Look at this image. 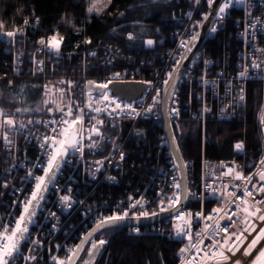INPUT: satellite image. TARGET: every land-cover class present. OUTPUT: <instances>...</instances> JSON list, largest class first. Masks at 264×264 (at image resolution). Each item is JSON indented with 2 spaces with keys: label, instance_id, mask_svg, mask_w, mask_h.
Returning a JSON list of instances; mask_svg holds the SVG:
<instances>
[{
  "label": "built area",
  "instance_id": "obj_1",
  "mask_svg": "<svg viewBox=\"0 0 264 264\" xmlns=\"http://www.w3.org/2000/svg\"><path fill=\"white\" fill-rule=\"evenodd\" d=\"M88 1L87 7L90 6V0ZM100 1L102 0H98ZM183 2L184 4L177 5L170 11L169 27L164 34L154 38L126 32L122 36L123 44L92 41L83 33L82 19L75 23L71 19L60 17L54 24L42 27L35 18L24 17L10 28L0 31V82L6 86H11L15 81L37 82L42 90L45 106L43 115L8 114L18 123L22 121L26 125L24 129L9 133L10 145L4 142L0 133V222L14 223L21 214L24 201L30 197L35 187V180L28 175L29 172L35 176L43 175L42 167L47 157L40 147V138L48 135L53 125L49 124L46 128L42 122L59 119L60 113L55 111L57 106L65 110L69 102L73 108L76 105L84 106L88 102L90 91L86 89V82L91 81L95 85L108 81L143 83L141 93L131 100L113 94L109 85L107 89L111 96L117 97L123 104L131 105L141 115L126 117L114 113L109 117L106 113L97 114L85 109V127L91 126L89 116H97L104 120L100 128L103 136L94 137L98 144L89 148L87 145L90 141L86 134L83 153L70 155L68 162L48 186L33 217V223L29 225V237L21 242V256L17 258L16 264H56L53 257L66 259L69 249L74 248L88 228L102 217L122 213L134 200L141 198L145 201L143 208L138 206L131 209L129 216L139 211H159L158 202L161 198L177 191L172 186L173 177L177 179V175L161 128L160 103L152 113L143 112L152 104L157 91L160 93L157 98L161 101L164 81L184 50L180 47L181 41L188 40L194 34L208 5L207 0H200L199 4L196 0ZM220 3L222 0L218 5ZM218 5L208 28L209 35L205 39H218L222 42V49L218 53H210L204 46V40L176 80L167 109L170 123L180 122L186 130L196 129L202 138L205 126L210 121L245 119L248 82L256 81L264 89V70L249 67L247 77L241 78L239 75L252 59L264 60V52L258 51L264 49V0L235 3L226 10L223 19L216 15ZM256 18H259V22ZM25 19L28 24L24 23ZM250 24H255L256 27L250 28ZM213 27L216 28L214 32L211 31ZM18 28H22L23 32L17 33L14 38L3 35L5 31ZM245 29H248L247 34ZM129 34L134 38L129 39ZM53 35L57 36V41L63 37L58 53L47 47L48 38ZM41 38L45 40V45L39 43ZM86 40L91 43H85ZM148 40L154 41L153 45H147ZM136 41L140 43L134 44ZM91 94L93 97L98 95L93 91ZM241 95L243 100L240 99ZM45 101L49 103L46 104ZM48 108H52L53 112H49ZM172 108H176L179 115L170 113ZM262 113L264 102L256 114V129L262 146L260 159L248 158L241 163L236 156L243 153L236 151L235 147L232 157L212 159L201 156L197 171H194L190 160L183 159V163L187 165V188L191 193L182 207L185 213L203 212L204 215L212 214L218 219L212 210L222 207V201L219 193L212 194V187L222 189L226 183H242L230 177L217 179L226 170L221 165L232 166L244 176L258 171L259 162L264 159V124L260 122ZM29 120L34 123L28 124ZM36 121L41 123H35ZM121 153L123 159L120 158ZM97 161L102 163L98 164ZM233 190L231 187L228 189ZM64 195L71 196V207L61 202L60 198ZM237 195L241 193L237 192ZM263 206L260 205L261 208ZM239 215L245 214L241 212ZM233 219L240 228L244 227L237 217ZM175 223L173 213L156 223L132 225L126 227V230L130 234L155 233L179 241L176 264H181L179 250L188 244V240L175 235ZM220 223L223 226L228 221ZM204 224V220L193 218V233L201 231ZM135 229L139 231L136 232ZM236 230L235 227L231 229ZM33 239L39 240V245H33ZM92 239L106 241L104 235ZM207 243L210 241L205 240V244ZM90 246L91 242L84 248L82 256L88 253ZM29 248H34L35 251L29 253ZM193 254L194 250L186 255ZM27 255H35L36 260L25 261L22 257ZM209 264L215 262L210 261Z\"/></svg>",
  "mask_w": 264,
  "mask_h": 264
},
{
  "label": "snow or ice",
  "instance_id": "obj_2",
  "mask_svg": "<svg viewBox=\"0 0 264 264\" xmlns=\"http://www.w3.org/2000/svg\"><path fill=\"white\" fill-rule=\"evenodd\" d=\"M97 2L98 0H90V6L87 8L88 13L100 11V9L96 8ZM108 3H111V0H108ZM196 3L199 4L200 0H196ZM214 3H216V0H207L209 8H212ZM235 3L243 4L244 0H222V3L218 5L216 15L220 19H223L226 10ZM207 19L208 15L206 14L204 20ZM256 19L257 22H259V18ZM24 23L28 24V20L25 19ZM249 27L255 28L256 25L250 24ZM0 29H3V24H0ZM211 31H216V28L213 27ZM247 31L248 29H245V34H247ZM22 32L23 29L18 28L14 31H5L3 35L14 38L17 33ZM198 36L199 33H196L188 40L181 41L180 47L190 52L191 47L189 45L194 44ZM128 38L133 39L134 37L129 34ZM62 40L63 37H60V40L57 41V36L53 35L48 38L47 47L58 53ZM39 43L45 45V40L41 38ZM85 43H91V41L86 40ZM146 43L151 46L154 41L148 40ZM258 51L264 52V49H258ZM92 55H95V53H92ZM185 59H187L186 53L176 60L173 71L168 73V79L164 81L165 85L174 86V77L176 73L179 72L181 63ZM258 60L259 58L252 59L249 65H245L244 70L239 73L240 77H247L249 67L254 70H264V60H259V62ZM118 77L119 73L116 74V78ZM110 83H112V81L95 85L94 82L90 81V85H94L99 89V94L97 96L93 97L91 91H89L88 102L84 106L76 105V107L73 108L71 102L67 105V110L57 106L55 111L60 113L59 119L42 122L46 128L49 124L53 125V127L49 129V134L40 138V147L44 150L47 157L45 165L42 167L43 175L35 176L33 173L29 172L28 175L35 180V187L30 197L24 201L21 214L14 220V223L0 222V264H16L17 258L21 256V242L27 240L29 237V225L33 223V217L36 215V210L39 207L40 201L44 199V193L48 190V186L53 183L62 166L68 162V157L74 153H83L85 147L83 140L85 139V135L87 134L86 138L90 141L87 145L89 148L96 147L98 144V141L95 140L94 137L103 136L100 128L103 126L104 120L99 119L97 116H89L91 126L85 127V109L97 114L106 113L109 117L113 116L114 113L117 115L123 114L126 117L142 114L136 112V109L131 105L123 104L117 97L111 96L107 91ZM60 91L63 93V90ZM159 95L160 93L157 91L156 96L152 98V104L144 109L143 114L152 113L155 106L161 103L157 98ZM240 99H244L243 95H241ZM45 103L47 104L49 101H45ZM52 103H55V101H52ZM173 103H175L174 100ZM99 105H103V107ZM16 111H28V109L18 108ZM48 111L53 112V109L48 108ZM169 111L170 113L179 115L176 108H172ZM0 117H3L2 121H0V133H2L4 142L10 145L11 140L9 138V133L24 129L26 125L22 121L18 123L15 119L10 118L3 110H0ZM260 122L264 124V113L260 116ZM32 123H34V121H28V124ZM35 123L41 122L36 121ZM174 139L173 137V140ZM234 147L235 150L239 152L244 149V144L243 142H238ZM120 158H124L123 153H121ZM177 159H179V157H177ZM97 163L100 164L102 162L97 161ZM186 167V164L177 165V168L181 172H183V169ZM221 167L226 170L222 171L217 179L230 177L232 180L241 181L242 183H226L223 185L222 189L212 187V194L216 195L219 193L222 201V207L212 210L213 213L217 214L218 219L212 214L204 215L203 212L195 214L185 213L180 207L181 201L182 199L186 200L191 193L188 192L186 184L182 185L180 180L173 177L172 186L177 191H174L171 196L161 198L158 202L159 212L153 211L149 213L145 210L134 212L132 216L129 217L131 209L137 208L138 206L142 209L145 203L143 198L134 200L130 207L122 213H114L111 216L99 219L92 230L81 240V243L69 249V255L66 259L53 257V260L56 261V264H76V260L79 259V253L84 251L83 245L89 242H91V246L87 250L88 256L90 258L94 257V255L99 252L100 247L107 243L104 239H100L99 241L93 240L92 238L96 232L103 229H112L118 226L121 221L128 218L139 220L141 217L148 218L150 216H157L161 212L171 211L175 214L176 223L173 225L175 235L188 240V244L179 250L181 264H209L210 261H214L215 264H228L229 261H232V264H242L240 259L234 261L232 259L240 252L241 248H243V257L248 258L243 264H264V243H262V241H264V226H261L264 225V208L260 207V205H264V159L259 162L258 171L248 176H244L241 171L232 166L221 165ZM181 179L186 180V176L182 175ZM254 180L255 182H253ZM229 187L234 190L228 191ZM237 192H240L241 195H237ZM258 196L261 198L257 199ZM60 199L65 206L71 207L70 195H64ZM129 199L131 200L132 198L130 197ZM165 199L167 203H165ZM241 212L245 215L240 216L239 214ZM221 213H223V215H221ZM233 217H237L240 224L244 225V227L240 228ZM193 218L205 221L201 231L193 233ZM225 220L228 221V223L221 226L220 222ZM209 221L212 223H208ZM255 221H259L260 224L255 223ZM233 227L237 230L231 231ZM135 231L138 232L139 229H135ZM253 233H255V235H253ZM205 240L210 241V243L205 244ZM31 243L33 245H39L40 241L33 239ZM193 250V255H186L187 253L193 252ZM34 251V248L28 249L29 253ZM22 258L25 261L36 260L35 255H27ZM83 264H91V261H84Z\"/></svg>",
  "mask_w": 264,
  "mask_h": 264
},
{
  "label": "trees",
  "instance_id": "obj_3",
  "mask_svg": "<svg viewBox=\"0 0 264 264\" xmlns=\"http://www.w3.org/2000/svg\"><path fill=\"white\" fill-rule=\"evenodd\" d=\"M88 0H0V24L10 28L24 17L35 18L40 26H49L60 17L77 22L84 21L83 33L92 41L103 40L123 44L126 32L136 36L157 38L169 27L172 8L184 4L183 0H102L96 3L100 11L88 13ZM100 5L99 7H97ZM38 18V19H37ZM136 41L134 44H139ZM210 53H218L222 42L207 39L204 44ZM21 87L25 101L43 97L42 90L35 81H15L6 86L0 82V106L10 112L24 116L43 115L44 106L36 114L18 113L9 95ZM42 95V96H41ZM264 102V89L256 81L246 85V117L242 121H210L206 124L203 138L196 129H187L178 122L176 137L181 156L190 160L197 171L201 156L218 159L232 157L234 146L243 142L244 149L236 158L239 162L260 159L262 146L256 129V114ZM12 111V112H11ZM35 113V112H34ZM2 150L0 147V170ZM1 198V196H0ZM107 243L95 264H176L179 241L168 239L155 233L130 234L126 228H113L100 232Z\"/></svg>",
  "mask_w": 264,
  "mask_h": 264
},
{
  "label": "water",
  "instance_id": "obj_4",
  "mask_svg": "<svg viewBox=\"0 0 264 264\" xmlns=\"http://www.w3.org/2000/svg\"><path fill=\"white\" fill-rule=\"evenodd\" d=\"M219 1L220 0H216V3L213 4L212 8H209L207 5L204 16L207 14L208 19L204 20V17H203L199 26L197 27L195 33L193 34V35H195L196 33H199V36H198L197 40L194 42V44L189 45L191 47V51L189 52L186 49L183 50L181 55L186 53L187 59L182 61L181 66L179 68V72H177L175 77H174L175 82L178 79L181 72L183 71L187 61L189 60V58L191 57L193 52L202 44L204 38L207 35H209V33L207 31H208V28L211 24L215 9H216ZM174 67L172 68V70L170 72L173 71ZM85 86H86L87 90H90V91H93V92H96L97 94H99V89H97L94 85H90L89 82H86ZM173 87L174 86H172V85H165V84L162 87L161 103L159 105V116H160V121H161V128H162L163 134H164L165 139H166V145H167L168 153H169V156L172 160L173 166H174L175 171H176L177 180H180L182 185H184V184L187 185L186 180L181 179L182 175L186 176L185 169H183V172H181L177 168V165L184 164L181 153H180L179 148H178L177 143H176V139L173 140V137L175 138V134L178 133V127L175 123L171 124L168 117H167V109H168L170 95H171ZM109 88L113 94H116L123 99L131 100V99H134L135 97H137L141 93V91L143 89V83L139 82V81H114V82L109 84ZM2 119H3V117H1L0 121H2ZM177 157H179V159H177ZM187 190H188V188H187ZM45 193H44V195H45ZM186 201H187V199L186 200L182 199L181 205H180L181 208L185 206ZM173 213L174 212H171V211L161 212L157 216H150L148 218L141 217L139 220H136L134 218H128L124 221H121L118 224V226H116L114 228H125V227L132 226V225L143 226V225H148L151 223H156V222L166 218L167 216L172 215ZM129 217H131V216H129ZM95 224H93L80 237V239L78 240L76 245H79L81 243V240L84 239L86 234L92 230V228L95 226ZM104 230H109V229H103L101 231H104ZM101 231H99V232H101ZM97 233L98 232H96L95 234H97ZM86 245L87 244L83 245V247L85 248ZM103 247H104V245L100 247L99 252H97L94 255V257L90 258L88 256V253H86L81 260H79V259L76 260V264H83V262L87 261V260H90L91 264H95L98 256L100 255V253L103 249ZM81 254H82V252L79 253V258L81 256Z\"/></svg>",
  "mask_w": 264,
  "mask_h": 264
},
{
  "label": "rangeland",
  "instance_id": "obj_5",
  "mask_svg": "<svg viewBox=\"0 0 264 264\" xmlns=\"http://www.w3.org/2000/svg\"><path fill=\"white\" fill-rule=\"evenodd\" d=\"M99 6L100 5H98L97 7H99ZM9 97L15 106L13 111H16L18 108L19 109H28V111H20L18 113L36 114L37 112H40L42 109V106H44L43 97H41L35 101L32 100L30 102H26L25 101V95L22 92L21 87L16 92L12 93V95L10 94ZM0 110H3V112H5V113L10 112L9 110H6V108H3L1 106H0ZM261 226H264V225H261ZM242 251H243V249H242Z\"/></svg>",
  "mask_w": 264,
  "mask_h": 264
},
{
  "label": "bare ground",
  "instance_id": "obj_6",
  "mask_svg": "<svg viewBox=\"0 0 264 264\" xmlns=\"http://www.w3.org/2000/svg\"><path fill=\"white\" fill-rule=\"evenodd\" d=\"M204 14H205V13H204ZM203 17H204V16H203ZM201 20H202V19H201ZM200 22H201V21H200ZM198 26H199V25H198ZM196 29H197V28H196ZM195 31H196V30H195ZM207 32H208V31H207ZM194 33H195V32H194ZM207 36H208V35H207ZM207 36H206V37H207ZM206 37H205V38H206ZM205 38H204V40H206ZM204 40H203L202 44L204 43ZM202 44H201V45H202ZM201 45H200V46H201ZM200 46H199V47H200ZM199 47H198V48H199ZM263 208H264V206H263ZM255 223L260 224L259 221H255ZM257 230H258V229H257ZM253 235H255V233H253ZM249 239H251V238H249ZM262 243H264V241H262ZM242 249H243V248H241L240 252H238V253L236 254V256L233 257L232 259H233V261L236 260V259H240V260L242 261V264H243V262H244L246 259H248V258L243 257V255H242V253H243ZM229 255H230V254H229ZM231 263H232V261H229V262H228V264H231Z\"/></svg>",
  "mask_w": 264,
  "mask_h": 264
}]
</instances>
